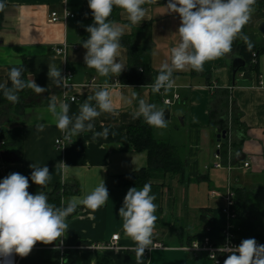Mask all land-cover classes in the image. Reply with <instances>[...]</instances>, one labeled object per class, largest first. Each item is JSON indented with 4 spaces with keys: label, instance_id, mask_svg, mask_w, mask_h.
<instances>
[{
    "label": "crops",
    "instance_id": "obj_1",
    "mask_svg": "<svg viewBox=\"0 0 264 264\" xmlns=\"http://www.w3.org/2000/svg\"><path fill=\"white\" fill-rule=\"evenodd\" d=\"M167 3L168 0H157L155 4H145L143 7L148 9L146 19L139 25H132L120 40V60L126 66L121 73L129 69V45L132 44L146 48L153 70L150 84L130 85L123 84L120 75L101 77L84 63L87 50L82 47V42L90 35L86 27L93 24L88 0H68L66 4L65 0H6L5 19L0 23V83L8 84L11 67L26 63L27 80L34 79L48 91L37 95L30 89L23 109L15 111L12 107L7 109L6 116L0 118V180L18 172L29 178L28 191L33 195L40 191L48 195L60 186L62 190L66 189L62 199L65 205L73 197L83 198L89 194L102 180L109 192V200L95 211L78 206L67 218L69 229L60 240L49 245L37 242L25 257L32 262L51 264L54 252L63 246L71 259L69 264H137L132 251L135 244L124 235L118 210L130 188L140 190L143 187L125 185L122 176L131 175L148 163L147 153L137 152L129 138V130L141 120H133L131 116L140 99L155 104L158 109L166 110L172 106L168 109L170 119H183V137L187 138L183 143H171L186 162L184 180L174 178L173 194L167 182L165 186L151 187L150 195H155L157 205L153 233L156 247L145 250L140 264H213L206 255L195 256L185 249L194 241L192 237L205 229L200 221V210L225 206V199L212 196L211 192L224 195L229 177L236 188H264V34L260 31L264 23V7L254 10L245 25V35L253 46L262 50L258 60L261 81L255 73L234 77L232 64L235 55L231 51L206 61L202 71L188 68L174 72V87L167 92L161 89L160 93H154L151 85L160 66L164 62L170 63V50L180 39L177 30L181 18L176 13L166 12L164 5ZM64 9L74 13L76 18L65 23L49 22L52 12ZM115 22L130 23L123 10ZM64 44H67L66 54H56L55 48ZM50 63L56 64L64 77L68 71L73 73L72 88L56 87L49 80ZM106 80L112 87L113 102L119 114L102 113L95 119L92 131L82 132L72 137L71 144L68 141L58 147L56 140L63 138L64 133L56 127L47 111L51 97L68 103L69 116L74 118L80 105ZM212 84L230 90L240 122L246 127V139L239 154L232 153L234 140L230 130L226 139L221 141L222 169L213 168L219 134L210 126ZM133 93H136L135 98H132ZM175 95L179 96L177 104L164 103L165 99H172ZM72 97L76 101L72 102ZM118 97L132 99V103L125 104ZM91 103L95 106L94 100ZM41 123L45 128L38 132L36 125ZM104 127L109 128L108 138L93 141V133L103 131ZM177 130L180 135V129ZM60 162L72 168L65 173L56 167ZM33 163L49 168L51 180L47 187L41 188L31 181L30 165ZM245 163L250 167L245 168ZM246 171L251 175H245ZM168 180L173 181L172 178ZM260 231L264 236V219ZM114 235H119L117 248L106 247ZM92 246L98 248L92 249Z\"/></svg>",
    "mask_w": 264,
    "mask_h": 264
},
{
    "label": "clouds",
    "instance_id": "obj_2",
    "mask_svg": "<svg viewBox=\"0 0 264 264\" xmlns=\"http://www.w3.org/2000/svg\"><path fill=\"white\" fill-rule=\"evenodd\" d=\"M67 2L65 0V4ZM156 2L157 0H88L93 24L86 27L90 35L82 42V47L87 50L84 55L87 68L94 69L101 77L119 76L126 67L120 60V40L132 25H139L146 19L148 9L143 6ZM255 4L256 0H168L164 5L166 12L176 13L181 18L177 30L180 39L170 50V63L164 62L160 66L151 85L152 91L160 93L161 89L165 92L172 89L175 84L173 73L176 71L190 68L199 72L206 61L231 53L232 44L237 37L251 50L253 45L242 30L249 22ZM114 6L127 14L130 23L120 24L108 19ZM5 8L6 4L0 0V12ZM47 75L56 87L66 86L67 78L62 76L61 69L56 64H48ZM8 79L11 87L7 86V82L0 83V90L12 104L19 103V93L24 89H31L37 95L48 91L34 79H22L20 67H12L8 72ZM98 87L99 90L80 105L79 113L74 118L69 116L68 103L58 102L55 96L49 101L47 111L70 144L73 142L72 137L92 131L95 119L102 113L113 116L119 114L113 102L112 87L107 80ZM135 97L136 93H133L132 98ZM118 99L128 105L132 103V99ZM93 100L95 106L91 103ZM131 116L133 120L143 118L145 123L155 128L167 127L165 110L158 109L155 104L144 99L139 100L138 108ZM44 128L42 123L36 125L38 132H42ZM108 136L109 128L104 127L103 131L93 133L92 140L107 139ZM56 167L65 173L72 168L64 162ZM30 168L31 181L41 188L47 187L51 180L49 168L35 163ZM29 187V178L18 172L10 173L0 180V258H3V264H8L13 253L22 258L27 257L37 242L49 245L64 237L69 229L66 220L78 206H86L95 211L109 200V192L103 180L83 198L73 197L66 205L62 201L61 207L49 203L48 196L43 191L31 194ZM150 193L151 185L148 183L140 190L130 188L118 210V216L123 221L124 235L135 244L132 251L137 264L142 261L146 249L153 250L156 247L153 233L157 205L154 203L155 195ZM219 251L229 253L224 264H264V245H258L254 238L244 239L238 246H222Z\"/></svg>",
    "mask_w": 264,
    "mask_h": 264
},
{
    "label": "trees",
    "instance_id": "obj_3",
    "mask_svg": "<svg viewBox=\"0 0 264 264\" xmlns=\"http://www.w3.org/2000/svg\"><path fill=\"white\" fill-rule=\"evenodd\" d=\"M6 4V0H2ZM7 6V4H6ZM264 7V0H256L254 10H259ZM6 9V8H5ZM122 9L113 7L112 14L108 18L110 21H118L119 13ZM5 19V10L0 12V23ZM245 35L246 28L242 30ZM261 49L253 46L248 50L245 42L237 37L232 44V53L239 56L245 62V67L239 70L236 77L240 74L255 73L260 76L259 56ZM130 63L129 69L120 74L121 82L130 85L150 84L153 80V70L150 65V58L147 55L146 48L140 45H129ZM256 54V57H254ZM255 59V62H253ZM22 79L27 81V65L23 63ZM12 68V67H11ZM10 68V69H11ZM9 69V70H10ZM236 80V78H235ZM236 85V81L234 82ZM8 87H11V81L8 79ZM211 88V109H210V126L217 134L230 130L233 135L231 143L232 153L239 154L242 151V144L246 139V127L240 122V115L237 112L235 100L231 96L229 89H221L218 86L210 85ZM30 92V89H24L19 93V103L12 104L8 102L3 91L0 90V118L7 115V109L12 107L15 111L24 108V99ZM129 138L131 145L137 152H146L148 157L147 166L132 173L128 176H122L125 185L143 186L148 183L153 186H165V182L169 179L184 180V172L186 162L183 160L177 148L169 141L157 139L154 136V127L149 126L144 122L143 118L139 123L129 130ZM224 152L226 153V144H224ZM235 193L233 212L236 217L231 221L237 231L240 240L254 238L256 242L264 245V236L261 233L264 219V188L253 190L246 188L233 187ZM66 189L62 190L57 187L53 192L48 194V202L61 207L63 196ZM200 221L205 227L204 231L193 236L192 240H203L208 238L212 243H219L223 230L227 226L228 215L220 209H201ZM69 264L71 261L66 252L62 256L57 250L54 252L51 264ZM20 264H38L27 258H23Z\"/></svg>",
    "mask_w": 264,
    "mask_h": 264
},
{
    "label": "built area",
    "instance_id": "obj_4",
    "mask_svg": "<svg viewBox=\"0 0 264 264\" xmlns=\"http://www.w3.org/2000/svg\"><path fill=\"white\" fill-rule=\"evenodd\" d=\"M68 12V15H67ZM76 15L69 11L68 9H64L62 12H52L49 16V22L50 23H65L71 19H75ZM67 49V44H64L62 47L55 48V53L58 55H65ZM254 57H256V54H254ZM255 62V59L254 61ZM65 78H67L66 81V88L69 90L72 88V80H73V73L68 71L65 75ZM261 81V76L259 77ZM261 83V82H260ZM75 97L71 98V101H76ZM179 99L178 95H175L172 99H165L164 103L166 105H171L174 102H176ZM68 140H66L64 137L59 138L56 140V145L58 147L63 146L65 143H67ZM217 152L214 155V164L213 168L215 169H222L224 166L222 164V143L219 142L216 146ZM245 168H249L250 164L245 163ZM229 169V172H231V169ZM212 196H220L225 199V206L223 207V211L228 215V222L226 228L223 230L221 235V240L219 243H212L208 238H204L203 240H194L188 245L185 249L189 252H191L195 256L199 255H206V257L213 262V264H224L225 259L229 255V253H222L219 251V248L222 246H238L241 242L240 237L235 231L234 225L231 223V221L236 217V213L233 212L232 208L234 205V198L235 193L233 191L232 181L230 180V177L228 178V183L226 185V193L224 195H220L216 191L211 192ZM119 240V235H114L111 239V242L106 244V247L109 248H117V242ZM258 245H262L260 242H257ZM198 247H195L197 246ZM160 247V246H159ZM98 247L92 246V249H97ZM60 254L63 256L66 252L65 247L60 246L58 248ZM213 255L215 258H213ZM22 260V257L16 255L13 253V255L9 258L8 264H20ZM64 263V259L61 260V264ZM0 264H3V258H0Z\"/></svg>",
    "mask_w": 264,
    "mask_h": 264
},
{
    "label": "rangeland",
    "instance_id": "obj_5",
    "mask_svg": "<svg viewBox=\"0 0 264 264\" xmlns=\"http://www.w3.org/2000/svg\"><path fill=\"white\" fill-rule=\"evenodd\" d=\"M176 103V102H175ZM177 104V103H176ZM173 107H168V109H172ZM167 109V110H168ZM180 129L181 134L178 135V130ZM183 130V131H182ZM154 136L157 139H161V140H168L170 143H183L184 141H186L185 137V133H184V129H182V123L180 121V119L175 118V119H169L167 120V127L166 128H155L154 127ZM245 175H251V172L246 171ZM167 184L172 187L173 192L175 191V180L173 179V181L171 180V183L168 181H166ZM161 190V189H160ZM166 197V195H165Z\"/></svg>",
    "mask_w": 264,
    "mask_h": 264
},
{
    "label": "water",
    "instance_id": "obj_6",
    "mask_svg": "<svg viewBox=\"0 0 264 264\" xmlns=\"http://www.w3.org/2000/svg\"><path fill=\"white\" fill-rule=\"evenodd\" d=\"M260 31L264 34V23L261 24ZM245 65L246 64H245V62L243 61L242 58H240L239 56H235L233 58V64H232L233 76L235 77L237 75V73L239 72V70H241L242 68H244ZM170 117H171V112H170V110H167L166 109L165 110V119L169 120ZM180 121L183 124V119L182 118H180ZM226 137H227V132L224 131V132H222L221 134H219L217 136V140H218V142H221L222 140H225Z\"/></svg>",
    "mask_w": 264,
    "mask_h": 264
}]
</instances>
